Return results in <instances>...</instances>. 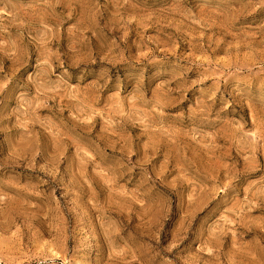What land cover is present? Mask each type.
I'll return each mask as SVG.
<instances>
[{"label": "rangeland", "instance_id": "1", "mask_svg": "<svg viewBox=\"0 0 264 264\" xmlns=\"http://www.w3.org/2000/svg\"><path fill=\"white\" fill-rule=\"evenodd\" d=\"M0 264H264V0H0Z\"/></svg>", "mask_w": 264, "mask_h": 264}]
</instances>
